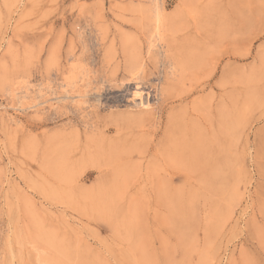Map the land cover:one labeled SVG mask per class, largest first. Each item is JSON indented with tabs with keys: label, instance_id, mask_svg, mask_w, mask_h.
Here are the masks:
<instances>
[{
	"label": "rangeland",
	"instance_id": "obj_1",
	"mask_svg": "<svg viewBox=\"0 0 264 264\" xmlns=\"http://www.w3.org/2000/svg\"><path fill=\"white\" fill-rule=\"evenodd\" d=\"M0 264H264V0H0Z\"/></svg>",
	"mask_w": 264,
	"mask_h": 264
}]
</instances>
